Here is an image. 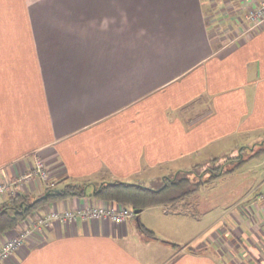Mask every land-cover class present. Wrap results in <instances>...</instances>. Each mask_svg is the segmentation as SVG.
I'll return each instance as SVG.
<instances>
[{"label":"crops","instance_id":"1","mask_svg":"<svg viewBox=\"0 0 264 264\" xmlns=\"http://www.w3.org/2000/svg\"><path fill=\"white\" fill-rule=\"evenodd\" d=\"M254 5L0 0V183L41 158L58 185L88 184L86 196L35 212L63 213L109 204L92 195L103 182L158 189L168 176L263 141L264 22L245 17ZM263 157L216 179L230 183L224 207H196L204 184L124 223L57 219L4 264H264V177L244 172ZM47 186L35 175L17 191L38 196ZM15 234L0 235V246Z\"/></svg>","mask_w":264,"mask_h":264},{"label":"trees","instance_id":"2","mask_svg":"<svg viewBox=\"0 0 264 264\" xmlns=\"http://www.w3.org/2000/svg\"><path fill=\"white\" fill-rule=\"evenodd\" d=\"M255 146V148L243 147L237 155L228 157L219 165L205 169L196 180L188 176L166 177L164 185L158 189L139 183L106 181L97 185L92 195L98 199L127 205L134 211L151 206L177 203L196 193L204 184L237 171L255 158L263 157L264 140L256 143ZM87 185V183L82 185L70 182L60 186L55 183L47 186L44 193L38 196L18 191L9 195L5 201L0 202V235L16 228L21 221L53 201L71 196H86ZM135 216L137 217L136 213ZM139 228L147 237L158 238L141 221H139Z\"/></svg>","mask_w":264,"mask_h":264},{"label":"built area","instance_id":"3","mask_svg":"<svg viewBox=\"0 0 264 264\" xmlns=\"http://www.w3.org/2000/svg\"><path fill=\"white\" fill-rule=\"evenodd\" d=\"M246 20L253 25H260L264 22V0H256V5L252 6L245 12ZM38 175L42 181H47L48 186L55 184L50 180L45 162L38 160L36 167L20 178L18 182L24 178H31ZM17 181L8 180L0 183V198L5 195H11L17 192ZM260 200L264 207V192L260 193ZM135 216V211L127 205L110 202L107 205L96 204L87 208H79L75 210H67L66 212L47 211L44 214H32L25 220L21 221L16 229V234L7 238L0 246V264H4L12 258L17 251L24 246L35 231L41 230L43 227L50 225L54 220L75 221L77 218L82 219H108L114 223H124L129 218Z\"/></svg>","mask_w":264,"mask_h":264},{"label":"rangeland","instance_id":"4","mask_svg":"<svg viewBox=\"0 0 264 264\" xmlns=\"http://www.w3.org/2000/svg\"><path fill=\"white\" fill-rule=\"evenodd\" d=\"M254 146H252L251 148H253ZM257 147H258V145H257ZM38 160H42V159L38 158ZM221 163L222 162L215 161V162L211 163L210 165H207V166L203 165V166H199L197 168H193V169H190V170H185L184 172L183 171L179 172V173H177L175 175L168 176L167 178H176V177L188 176L192 180H196L199 175H202L204 173L205 169H207L209 167H212V166L219 165ZM254 165H256V166H254ZM245 169L246 170L244 172H249L248 169H250V171L255 172L257 174V176H258V179H261V178L264 177V161L261 162V163L253 162L252 164H248V166ZM33 176H35V175H33ZM36 177L39 178V176L37 174H36ZM39 179L42 180L41 178H39ZM16 181H17L16 185L18 187L19 182L21 180L19 182H18V180H16ZM161 182L162 181L160 180V184H161ZM260 183H261V181L256 183L255 185H252V187L253 188L258 187L260 185ZM152 184H155V186L158 187L159 186L158 185L159 181H157L156 179L152 180ZM241 184L243 186H246V185L251 184V181H250V179H248L246 181L244 179V180H242ZM229 185H230V183L228 182V180L226 178H222V179L216 180L214 182L207 183L206 186L202 189L201 192H199L197 194V197L195 198L197 200L196 207H200L199 208L200 210L201 209L202 210L205 209V207H224V203L228 202V200H230L233 197V194H228V192H227L228 188H229ZM211 214H213V211H212ZM206 216H208V215H206ZM208 222H209V219L207 220L205 218V220H204L203 224L200 226V228L202 230H205L206 225H207ZM197 228H199V227H197Z\"/></svg>","mask_w":264,"mask_h":264},{"label":"water","instance_id":"5","mask_svg":"<svg viewBox=\"0 0 264 264\" xmlns=\"http://www.w3.org/2000/svg\"><path fill=\"white\" fill-rule=\"evenodd\" d=\"M142 209H136L135 213L137 214V218H139V214L141 213Z\"/></svg>","mask_w":264,"mask_h":264}]
</instances>
